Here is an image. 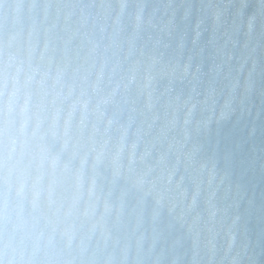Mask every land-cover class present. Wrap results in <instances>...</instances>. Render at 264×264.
Listing matches in <instances>:
<instances>
[{
    "label": "water",
    "instance_id": "95a60500",
    "mask_svg": "<svg viewBox=\"0 0 264 264\" xmlns=\"http://www.w3.org/2000/svg\"><path fill=\"white\" fill-rule=\"evenodd\" d=\"M0 264H264V0H0Z\"/></svg>",
    "mask_w": 264,
    "mask_h": 264
}]
</instances>
